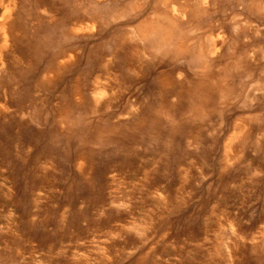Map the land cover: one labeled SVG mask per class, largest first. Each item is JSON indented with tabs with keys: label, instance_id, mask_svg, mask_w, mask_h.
<instances>
[{
	"label": "rangeland",
	"instance_id": "1",
	"mask_svg": "<svg viewBox=\"0 0 264 264\" xmlns=\"http://www.w3.org/2000/svg\"><path fill=\"white\" fill-rule=\"evenodd\" d=\"M3 22L0 264H264V0Z\"/></svg>",
	"mask_w": 264,
	"mask_h": 264
},
{
	"label": "bare ground",
	"instance_id": "2",
	"mask_svg": "<svg viewBox=\"0 0 264 264\" xmlns=\"http://www.w3.org/2000/svg\"><path fill=\"white\" fill-rule=\"evenodd\" d=\"M9 7V6H8ZM8 7L5 9V11H4V14H3V17H4V19H7L6 17L8 16L7 14H8ZM4 21V20H3ZM2 27L4 26V22L2 23V24H0ZM160 26H162L161 24H155V25H151V30H154L155 31V33L157 32V34H161L162 33V29L160 28ZM3 29V28H2ZM4 30V29H3ZM5 35V34H4ZM5 37V36H4ZM166 55V54H165ZM62 74V73H61Z\"/></svg>",
	"mask_w": 264,
	"mask_h": 264
}]
</instances>
